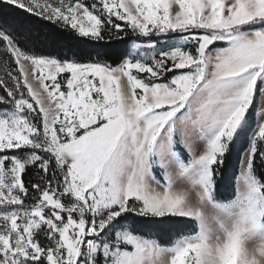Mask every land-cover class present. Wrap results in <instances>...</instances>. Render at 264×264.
<instances>
[{
	"label": "snow or ice",
	"instance_id": "snow-or-ice-1",
	"mask_svg": "<svg viewBox=\"0 0 264 264\" xmlns=\"http://www.w3.org/2000/svg\"><path fill=\"white\" fill-rule=\"evenodd\" d=\"M0 264H264V0H0Z\"/></svg>",
	"mask_w": 264,
	"mask_h": 264
},
{
	"label": "trees",
	"instance_id": "trees-1",
	"mask_svg": "<svg viewBox=\"0 0 264 264\" xmlns=\"http://www.w3.org/2000/svg\"><path fill=\"white\" fill-rule=\"evenodd\" d=\"M4 11H9V9H4ZM49 27L52 26L49 25ZM64 36L65 39L62 41V44L65 48H71L74 51H80L82 53H88L92 51L94 55L93 46L90 42L86 41V39H80V40L70 39L68 38L70 36L69 33H65ZM97 47L103 48L104 47L103 42H101V44ZM123 47H124L123 45H118L115 42H112L111 48L107 50L111 52H116L122 49ZM242 151L243 149L240 148L239 150L234 151L232 154V157L230 159L229 172L226 174L225 180H222L220 184L221 195H227L232 190L234 174H236L238 171L239 156L241 155Z\"/></svg>",
	"mask_w": 264,
	"mask_h": 264
},
{
	"label": "rangeland",
	"instance_id": "rangeland-1",
	"mask_svg": "<svg viewBox=\"0 0 264 264\" xmlns=\"http://www.w3.org/2000/svg\"><path fill=\"white\" fill-rule=\"evenodd\" d=\"M242 153V152H241ZM239 168H240V156H239V162H238V171L237 173L239 172ZM226 178V177H225ZM225 178L223 180H225Z\"/></svg>",
	"mask_w": 264,
	"mask_h": 264
}]
</instances>
